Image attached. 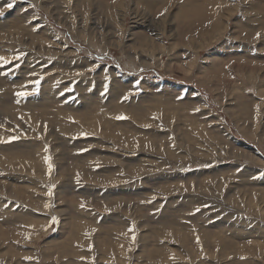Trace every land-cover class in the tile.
Returning a JSON list of instances; mask_svg holds the SVG:
<instances>
[{
	"label": "rangeland",
	"instance_id": "rangeland-1",
	"mask_svg": "<svg viewBox=\"0 0 264 264\" xmlns=\"http://www.w3.org/2000/svg\"><path fill=\"white\" fill-rule=\"evenodd\" d=\"M0 11V264H264V0Z\"/></svg>",
	"mask_w": 264,
	"mask_h": 264
},
{
	"label": "snow or ice",
	"instance_id": "snow-or-ice-1",
	"mask_svg": "<svg viewBox=\"0 0 264 264\" xmlns=\"http://www.w3.org/2000/svg\"><path fill=\"white\" fill-rule=\"evenodd\" d=\"M9 7H12V5L11 4H9L8 5ZM163 14V13H162ZM0 15H3V12L2 11H0ZM17 59H19V57H17ZM0 60H4L6 63L8 62L4 57H0ZM36 83L38 84L39 83V81H36ZM17 95L18 96H27L28 95V93L27 92H18L17 93ZM118 119H125V117H117ZM50 159V158H49ZM51 169H52V165H51V163H49V171H51ZM54 219V221H55V218H53ZM133 240H135V237L133 236Z\"/></svg>",
	"mask_w": 264,
	"mask_h": 264
},
{
	"label": "bare ground",
	"instance_id": "bare-ground-1",
	"mask_svg": "<svg viewBox=\"0 0 264 264\" xmlns=\"http://www.w3.org/2000/svg\"><path fill=\"white\" fill-rule=\"evenodd\" d=\"M233 9V8H232ZM21 37V36H20ZM1 39H2V37H1ZM32 43V42H31ZM200 45V44H199ZM130 63V62H129ZM216 66V65H215ZM56 87V86H55ZM56 89V88H55ZM56 91V90H55ZM54 91V92H55ZM58 94V93H57ZM120 114V113H119ZM120 116V115H119ZM233 122V121H232ZM132 124V123H131ZM10 148H12V147H10ZM24 153V152H23ZM152 162V161H151ZM152 164V163H151ZM218 182V181H217Z\"/></svg>",
	"mask_w": 264,
	"mask_h": 264
}]
</instances>
